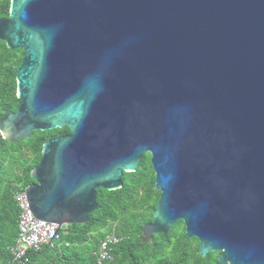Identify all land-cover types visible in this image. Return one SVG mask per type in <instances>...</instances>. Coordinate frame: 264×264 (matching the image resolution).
Here are the masks:
<instances>
[{
	"label": "water",
	"instance_id": "water-1",
	"mask_svg": "<svg viewBox=\"0 0 264 264\" xmlns=\"http://www.w3.org/2000/svg\"><path fill=\"white\" fill-rule=\"evenodd\" d=\"M0 40L23 49L2 136L71 131L31 171L36 218L86 223L148 152L143 242L182 220L216 264H264V0H11Z\"/></svg>",
	"mask_w": 264,
	"mask_h": 264
},
{
	"label": "trees",
	"instance_id": "trees-1",
	"mask_svg": "<svg viewBox=\"0 0 264 264\" xmlns=\"http://www.w3.org/2000/svg\"><path fill=\"white\" fill-rule=\"evenodd\" d=\"M11 0H0V19L8 18ZM23 49L12 50L0 40V121L18 108L17 72ZM68 127L34 131L17 143L0 132V264H216L220 252H199V240L187 239L184 222L177 221L168 235L157 233L143 242L142 229L153 221L160 191L150 153H145L134 172L123 173V187L98 190V209L83 224L63 227L53 245L28 249L23 261L14 260L19 234L20 208L14 196L34 179L32 169L41 160L45 141L70 134ZM109 234L118 238L110 245L111 258L99 263L98 251Z\"/></svg>",
	"mask_w": 264,
	"mask_h": 264
},
{
	"label": "built area",
	"instance_id": "built-area-1",
	"mask_svg": "<svg viewBox=\"0 0 264 264\" xmlns=\"http://www.w3.org/2000/svg\"><path fill=\"white\" fill-rule=\"evenodd\" d=\"M26 189L16 192L14 198L20 208L18 227L19 234L13 250L14 260L22 262L28 249L39 250L43 245H53L59 237L56 223L40 220L32 213ZM118 238L109 234L98 251L99 263L111 258L110 245Z\"/></svg>",
	"mask_w": 264,
	"mask_h": 264
},
{
	"label": "flooded vegetation",
	"instance_id": "flooded-vegetation-1",
	"mask_svg": "<svg viewBox=\"0 0 264 264\" xmlns=\"http://www.w3.org/2000/svg\"><path fill=\"white\" fill-rule=\"evenodd\" d=\"M35 182V181H34Z\"/></svg>",
	"mask_w": 264,
	"mask_h": 264
}]
</instances>
